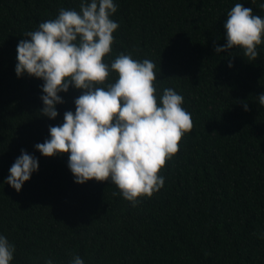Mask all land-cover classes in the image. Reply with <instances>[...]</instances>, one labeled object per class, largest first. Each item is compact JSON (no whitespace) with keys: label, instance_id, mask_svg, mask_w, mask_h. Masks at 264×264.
<instances>
[{"label":"trees","instance_id":"1","mask_svg":"<svg viewBox=\"0 0 264 264\" xmlns=\"http://www.w3.org/2000/svg\"><path fill=\"white\" fill-rule=\"evenodd\" d=\"M111 51L154 62L156 95L172 88L191 114L159 175L163 186L135 206L109 181L76 184L68 154L43 157L34 146L74 112L80 94L59 95L58 115L41 116L42 81L14 73L27 31L79 11L80 0H0V234L14 245L10 264H264V42L249 61L233 48L219 54L224 21L237 3L264 16V0H115ZM231 60L232 67L227 65ZM109 73L97 86L113 83ZM243 103L248 109L244 111ZM23 149L38 169L19 192L4 183ZM113 192H117L113 196Z\"/></svg>","mask_w":264,"mask_h":264},{"label":"clouds","instance_id":"2","mask_svg":"<svg viewBox=\"0 0 264 264\" xmlns=\"http://www.w3.org/2000/svg\"><path fill=\"white\" fill-rule=\"evenodd\" d=\"M116 11L115 0H80L79 11L59 9L54 19L39 23L19 40L14 73L42 81L40 114L49 120L57 117V105L63 103L59 94L70 86L81 91L73 101L74 112L65 111L63 122L50 126L48 138L34 148L43 157L67 153L74 183L107 180L135 206L138 197H150L163 186L164 177L158 173L178 151V141L192 122L182 107V95L174 89L164 88L157 97L153 61L120 54L110 64L103 62L118 28L111 18ZM223 27L225 43L214 46V52L236 48L255 60L257 46L264 42V16L237 3ZM227 67H232L231 60ZM110 72L116 74L115 81L97 86ZM256 98L264 106V92ZM243 108L247 111V103ZM37 169V159L21 149L4 183L19 192ZM14 251L0 234V264H10ZM44 264L54 261L49 258ZM69 264L84 260L75 255Z\"/></svg>","mask_w":264,"mask_h":264}]
</instances>
